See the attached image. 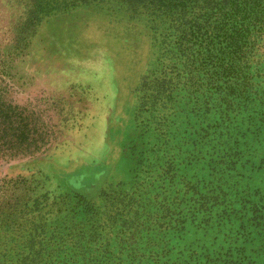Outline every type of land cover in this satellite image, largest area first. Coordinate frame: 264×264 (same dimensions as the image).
Returning a JSON list of instances; mask_svg holds the SVG:
<instances>
[{"label":"rangeland","instance_id":"obj_1","mask_svg":"<svg viewBox=\"0 0 264 264\" xmlns=\"http://www.w3.org/2000/svg\"><path fill=\"white\" fill-rule=\"evenodd\" d=\"M13 5L0 0V94L49 142L0 155V177L98 203L101 190L137 192L148 215L137 254L120 248L117 264H264V123L185 107L167 122L136 115L153 59L142 20L78 6L17 38Z\"/></svg>","mask_w":264,"mask_h":264},{"label":"trees","instance_id":"obj_2","mask_svg":"<svg viewBox=\"0 0 264 264\" xmlns=\"http://www.w3.org/2000/svg\"><path fill=\"white\" fill-rule=\"evenodd\" d=\"M5 1L18 9L10 20L17 38L78 6L142 20L153 59L137 83L136 115L154 111L167 122L185 107L264 123V0ZM31 119L0 94V155L47 148L49 141L29 136ZM34 182L20 174L0 177V264H117L120 248L131 258L137 254L140 219L148 215L137 192L101 190L98 203L79 194L38 193Z\"/></svg>","mask_w":264,"mask_h":264}]
</instances>
